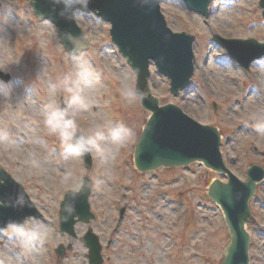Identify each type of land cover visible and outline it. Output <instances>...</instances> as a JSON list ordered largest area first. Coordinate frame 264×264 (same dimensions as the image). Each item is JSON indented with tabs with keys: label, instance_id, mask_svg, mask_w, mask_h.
I'll return each mask as SVG.
<instances>
[{
	"label": "rangeland",
	"instance_id": "rangeland-1",
	"mask_svg": "<svg viewBox=\"0 0 264 264\" xmlns=\"http://www.w3.org/2000/svg\"><path fill=\"white\" fill-rule=\"evenodd\" d=\"M34 11L32 0H0V71L9 73L13 84L10 95L0 97V164L42 213L31 217L51 229L36 264H89L90 251L81 240L89 227L100 238L103 264H221L231 234L223 210L208 196L217 171L197 161L149 172L135 167L134 148L150 111L139 96L122 94L135 91L137 76L112 41L110 23L78 10L76 21L91 45L74 53L55 24L39 20ZM161 11L172 31L193 35L195 70L187 86L174 92L150 61L151 91L161 104L173 99L193 118L217 121L224 161L246 180L252 164L264 167V58L248 71L214 34L264 41L259 0H212L207 17L183 0H164ZM77 90L89 99L85 110L70 106ZM49 104L65 110L86 136L103 133L104 150L91 151V168L49 134L44 123ZM114 127L130 128L134 135L121 146L110 136ZM84 176L92 180L89 200L96 217L77 222L74 237L60 229V204L67 190L80 189ZM221 178L227 175L221 172ZM251 210L256 223L250 227V264H264V179ZM60 244L62 255L56 252ZM5 249L9 258L16 255L6 237L0 239V251ZM25 264L31 262L25 259Z\"/></svg>",
	"mask_w": 264,
	"mask_h": 264
},
{
	"label": "water",
	"instance_id": "water-1",
	"mask_svg": "<svg viewBox=\"0 0 264 264\" xmlns=\"http://www.w3.org/2000/svg\"><path fill=\"white\" fill-rule=\"evenodd\" d=\"M163 1L89 0L87 7L69 0H32V4L38 14L56 24L65 47L74 53L91 45L75 20L77 9L94 11L112 24V39L136 71V93L142 97L143 108L151 112L135 146L136 168L146 172L159 167L187 166L200 161L217 171L208 194L223 208L231 234L221 264H249L250 227L256 223L253 214L251 216V200L257 183L264 178V168L261 164H253L247 171V180L239 178L224 162L217 121L203 122L193 118L181 108V102L173 99L161 105L162 98L150 91L148 78L151 60L170 79L174 92L186 87L195 69L193 35L171 30L161 11ZM183 1L190 10L208 16V6L212 0ZM260 5L264 8V0H260ZM214 38L247 69L253 60L264 55V42L254 38H225L219 34H214ZM10 77L9 73L0 71L1 79L9 81ZM81 136L86 135L77 130L72 143L75 144ZM82 157L86 165L91 167V152ZM221 172L227 174L228 181L221 178ZM91 184V178L85 177L81 189L68 190L61 202V229L74 237H77L75 224L78 221L89 222L95 218L89 202ZM20 197L25 201L24 206L18 203ZM29 203L33 206L29 207ZM124 212L125 207L120 211V219ZM40 215L22 183L0 166V226L7 225L9 221L22 222L25 217ZM82 240L90 251L89 264H103L99 236L88 228ZM64 250L63 245L57 249L59 254H63Z\"/></svg>",
	"mask_w": 264,
	"mask_h": 264
},
{
	"label": "clouds",
	"instance_id": "clouds-1",
	"mask_svg": "<svg viewBox=\"0 0 264 264\" xmlns=\"http://www.w3.org/2000/svg\"><path fill=\"white\" fill-rule=\"evenodd\" d=\"M69 2L81 3L87 7L89 0H69ZM12 88L13 84L11 81L5 82L0 80V97H8ZM122 94L129 99L137 97V93L134 90H129ZM71 105L78 106L77 110H85L90 106V103L88 97L77 90L72 96ZM66 115L67 112L55 104L47 106L44 123L49 134L57 135L76 155H83L91 152L93 149L97 152L104 150L99 143L103 137V133L99 130H95L87 136L79 137L75 144L70 143L75 136L77 125L75 120L66 119ZM133 135L134 133L130 128L114 127L110 129L112 140L121 146H124ZM18 203L20 206H24L25 201L23 197H20ZM28 206L31 207L33 205L29 203ZM50 236V227L37 218L25 217L22 222L9 221L5 227L0 228V239L6 237L17 252L16 255L9 258L11 255L9 250L0 251V264H25V259L30 261L31 264H36L35 258L40 255L44 244L49 240Z\"/></svg>",
	"mask_w": 264,
	"mask_h": 264
},
{
	"label": "flooded vegetation",
	"instance_id": "flooded-vegetation-1",
	"mask_svg": "<svg viewBox=\"0 0 264 264\" xmlns=\"http://www.w3.org/2000/svg\"><path fill=\"white\" fill-rule=\"evenodd\" d=\"M255 62H256V61H255ZM255 62H254V63H255Z\"/></svg>",
	"mask_w": 264,
	"mask_h": 264
}]
</instances>
